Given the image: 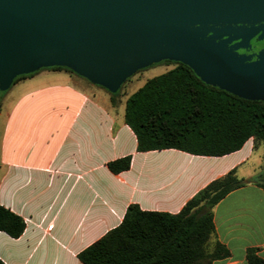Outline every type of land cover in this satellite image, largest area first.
I'll use <instances>...</instances> for the list:
<instances>
[{
	"label": "crops",
	"instance_id": "0c3cea01",
	"mask_svg": "<svg viewBox=\"0 0 264 264\" xmlns=\"http://www.w3.org/2000/svg\"><path fill=\"white\" fill-rule=\"evenodd\" d=\"M125 81L111 93L73 71L43 69L4 91L0 206L23 220L24 231L16 239L0 232V261L81 264L78 254L118 227L130 205L177 214L234 169L246 184L212 211L213 240L229 256L211 264H247L248 250L264 262V184L254 178L264 177V146L255 149L249 139L222 157L174 149L137 152L124 110L145 82L128 92L126 83L135 80ZM126 156L129 169L110 173L106 164Z\"/></svg>",
	"mask_w": 264,
	"mask_h": 264
},
{
	"label": "water",
	"instance_id": "95a60500",
	"mask_svg": "<svg viewBox=\"0 0 264 264\" xmlns=\"http://www.w3.org/2000/svg\"><path fill=\"white\" fill-rule=\"evenodd\" d=\"M252 39L264 40V0H0V91L66 66L115 93L169 57L207 85L264 101V50L255 61L236 53Z\"/></svg>",
	"mask_w": 264,
	"mask_h": 264
},
{
	"label": "trees",
	"instance_id": "16d2710c",
	"mask_svg": "<svg viewBox=\"0 0 264 264\" xmlns=\"http://www.w3.org/2000/svg\"><path fill=\"white\" fill-rule=\"evenodd\" d=\"M170 65L168 61L161 62ZM145 81L125 102L124 122L136 138V151L178 150L222 157L252 139L264 146V103L244 99L202 82L193 70L175 63ZM47 70L66 71L62 67ZM22 75L13 84L31 77ZM4 92L0 91V100ZM116 95H111L112 104ZM131 157L106 164L112 174L127 171ZM246 184L235 170L210 182L177 214L147 212L130 205L121 224L81 251V264H211L229 256L214 241L213 209ZM264 189V185H261ZM24 231L23 220L0 206V232L12 239ZM247 264H264L248 250ZM0 264H3L0 261Z\"/></svg>",
	"mask_w": 264,
	"mask_h": 264
},
{
	"label": "rangeland",
	"instance_id": "374dc122",
	"mask_svg": "<svg viewBox=\"0 0 264 264\" xmlns=\"http://www.w3.org/2000/svg\"><path fill=\"white\" fill-rule=\"evenodd\" d=\"M251 42H253L254 44H256V43H262L263 45H264V40H261V41H255V39H252V40H250V43ZM250 46V45H249ZM248 49V48H247ZM250 49H251V47H250ZM246 49H239V50H237L236 51V53L238 54V55H244V54H240L239 53V51H245ZM149 54H152V55H159V54H162V51H161V49L160 48H156V49H153V50H151V51H147ZM260 52L261 51H259L258 53H257V55L255 56V60H256V58H257V56L260 54ZM163 54H164V52H163ZM245 56H247V55H245ZM252 60V59H251ZM254 60V61H255ZM163 61H168L169 63H170V65H165V64H162L161 62H163ZM263 61H264V59H263ZM175 63H181V61H179V60H177V59H174V58H169V57H165L164 59H162L160 62H158V63H153V64H151V65H149V66H147V67H144V68H140V69H138V70H136V71H134L132 74H130L129 75V77L128 78H126L125 80H129V79H133V80H135L134 82H132V85H130V86H128V84L129 83H126V85H125V87L128 89L127 91L129 92L131 89H133V87H134V89H137L138 87H140L142 84H143V82H145L147 79H151V78H153V77H155V76H158V75H161V74H163V73H165L166 71H168V70H170L172 67H173V65L172 64H175ZM54 67H56V66H54ZM60 67H62V68H66V69H69V70H71V71H73L72 69H70V68H68V67H66V66H60ZM48 68H51V66H41V67H39V69L37 70V71H39V70H43V69H48ZM25 75V74H24ZM19 76H22V75H17V76H15L14 77V79L15 78H17V77H19ZM126 82V81H125ZM120 89V88H119ZM261 102H263L264 103V101H261ZM263 172H264V160H263ZM247 168H249V167H247ZM254 178L256 179V180H258L259 182H261V183H263L264 184V177H262L261 175L260 176H254Z\"/></svg>",
	"mask_w": 264,
	"mask_h": 264
},
{
	"label": "flooded vegetation",
	"instance_id": "af4514ba",
	"mask_svg": "<svg viewBox=\"0 0 264 264\" xmlns=\"http://www.w3.org/2000/svg\"><path fill=\"white\" fill-rule=\"evenodd\" d=\"M250 47H251V49H250ZM261 50H264V45L262 43L254 44L253 42H251L250 46L248 47V49H246L245 51H239V53L247 55V56H252V61H254L255 60V56Z\"/></svg>",
	"mask_w": 264,
	"mask_h": 264
}]
</instances>
